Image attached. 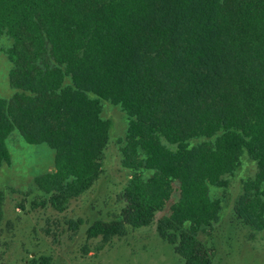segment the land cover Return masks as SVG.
Listing matches in <instances>:
<instances>
[{
  "label": "trees",
  "instance_id": "obj_1",
  "mask_svg": "<svg viewBox=\"0 0 264 264\" xmlns=\"http://www.w3.org/2000/svg\"><path fill=\"white\" fill-rule=\"evenodd\" d=\"M3 35L17 91L0 98V166L14 130L48 145L53 169L34 182L57 211L103 173L112 121L102 101L128 116L123 207L90 237L124 236L169 204L159 236L183 264H213L199 237L222 211L210 186L227 187L244 154L257 171L234 213L264 235V0H0Z\"/></svg>",
  "mask_w": 264,
  "mask_h": 264
},
{
  "label": "rangeland",
  "instance_id": "obj_2",
  "mask_svg": "<svg viewBox=\"0 0 264 264\" xmlns=\"http://www.w3.org/2000/svg\"><path fill=\"white\" fill-rule=\"evenodd\" d=\"M12 42L8 35L0 37V98H10L17 91L9 81L13 65L6 53ZM102 104L103 117L112 121L103 173L62 212L52 207L34 182L53 167L55 151L46 144L26 142L17 130L7 139L10 162L0 166V192L4 194L0 264H183L174 246L157 231V220L168 212L169 204L150 225H128L124 236L104 240L88 235L95 221L118 218L123 207L119 194L130 177L121 156L128 116L120 106L105 100ZM205 140L194 139L192 144ZM256 171V162L244 154L235 172L225 176L227 187L210 186V195L221 200L222 211L219 221L199 237L211 246L213 264H264V235L254 233L234 213L244 182Z\"/></svg>",
  "mask_w": 264,
  "mask_h": 264
},
{
  "label": "crops",
  "instance_id": "obj_3",
  "mask_svg": "<svg viewBox=\"0 0 264 264\" xmlns=\"http://www.w3.org/2000/svg\"><path fill=\"white\" fill-rule=\"evenodd\" d=\"M52 169H53V167L50 170H52Z\"/></svg>",
  "mask_w": 264,
  "mask_h": 264
}]
</instances>
